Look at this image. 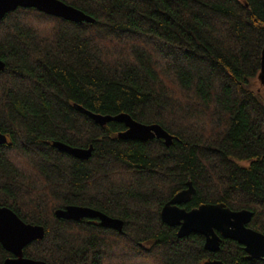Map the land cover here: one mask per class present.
Returning <instances> with one entry per match:
<instances>
[{"label": "trees", "instance_id": "obj_1", "mask_svg": "<svg viewBox=\"0 0 264 264\" xmlns=\"http://www.w3.org/2000/svg\"><path fill=\"white\" fill-rule=\"evenodd\" d=\"M91 15L73 22L18 7L0 20V205L45 227L24 255L50 264H264L224 238L177 235L164 204L192 180L182 206L250 209L264 233V0H62ZM126 112L175 136L122 139ZM93 146L88 159L53 146ZM90 206L121 231L57 217ZM127 252L119 259L118 252ZM10 256L0 242V264Z\"/></svg>", "mask_w": 264, "mask_h": 264}, {"label": "water", "instance_id": "obj_2", "mask_svg": "<svg viewBox=\"0 0 264 264\" xmlns=\"http://www.w3.org/2000/svg\"><path fill=\"white\" fill-rule=\"evenodd\" d=\"M18 7H34L39 11L58 16L73 22H94V18L83 10L67 4L62 0H0V20ZM5 62L0 59V70L5 69ZM259 79L264 83V47L262 51V67ZM76 108L100 125L110 121L121 122L125 130L119 132L122 139L150 140L162 139L169 146L175 136L158 123L147 124L135 119L132 115L121 112L118 114H101L86 109L82 105ZM8 142L7 134L0 131V144ZM53 146L77 158L88 159L92 155L93 146L77 147L62 141H54ZM196 188L191 179L187 187L176 193L167 201L162 210V220L170 226H177L179 237L189 236L198 232L205 236L204 247L210 252L220 250L224 238L238 241L244 246L249 259L264 260V233L258 231L249 223L253 218L250 209L234 210L223 202L203 203L198 207L186 209L187 203ZM57 217L80 221L83 218L98 220L99 225L111 227L121 231L123 220L110 216L98 209L85 205L71 204L55 211ZM45 235V227L24 221L12 208L0 205V242L13 256L4 260L2 264H50L44 260L33 259L24 255L25 247ZM204 264H241L226 263L222 259L208 258Z\"/></svg>", "mask_w": 264, "mask_h": 264}, {"label": "rangeland", "instance_id": "obj_3", "mask_svg": "<svg viewBox=\"0 0 264 264\" xmlns=\"http://www.w3.org/2000/svg\"><path fill=\"white\" fill-rule=\"evenodd\" d=\"M126 253L127 252L122 251V252H118L117 255H118L119 259H124L123 256L126 255Z\"/></svg>", "mask_w": 264, "mask_h": 264}]
</instances>
